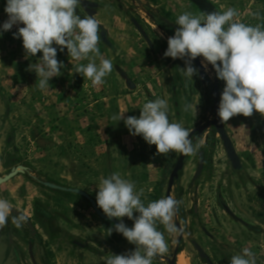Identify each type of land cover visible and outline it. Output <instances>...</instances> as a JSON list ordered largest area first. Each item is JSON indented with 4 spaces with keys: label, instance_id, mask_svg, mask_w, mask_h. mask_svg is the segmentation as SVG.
<instances>
[{
    "label": "rangeland",
    "instance_id": "374dc122",
    "mask_svg": "<svg viewBox=\"0 0 264 264\" xmlns=\"http://www.w3.org/2000/svg\"><path fill=\"white\" fill-rule=\"evenodd\" d=\"M85 1L96 4L90 10L101 27L98 47L113 63V71L102 86L92 88L91 81L74 73L75 64L87 61L71 60L67 49L61 52L56 45L53 46L57 47L58 61L65 67L60 76L50 79L48 89L42 91L36 86V73L14 82L10 74L13 61L9 58L19 49V40L13 33L21 26L14 25L0 35V177L19 165L28 168L26 173L0 186V198L23 208L28 214H31L34 201L42 202L49 211L62 214L63 237L51 242L53 264H105L111 254H127L135 245L114 228L109 235L108 229L112 226L96 214L89 201L44 183L81 189L96 200V184L100 178L120 172L123 178L136 184L137 190L144 189L141 199L145 205L166 197L177 156L165 162L163 155L156 154L155 145L147 144L142 136L128 134L123 138L122 134L129 130L123 120L117 122L112 116L125 112V118L139 117L142 105L159 97L168 102L170 121L182 122L191 130L214 118L209 112L212 105L210 87L214 81L219 82L220 97L225 86L211 65L206 70L210 80L207 86L201 83L200 75L193 76V82L186 81L180 72L185 67L184 60L163 55L171 35H164L134 0ZM141 1L174 23L185 11L199 15L233 7L239 11L242 22L254 25L257 21L251 17V12L264 10V0ZM5 6L6 0H0V31L8 19ZM77 14L82 18L90 16L81 3ZM130 18H135L143 27L151 40L152 50ZM169 33L174 34L173 31ZM112 43H118L117 49L109 47ZM141 56L165 74L169 92L143 91L135 97H126L134 92L124 85L116 69L118 66L142 86L154 80V69H147L146 63L141 62L143 69H134L138 61H142ZM40 57L42 52L36 54L38 60ZM30 79L33 81L28 87ZM83 83L85 90H81ZM93 98L99 102L91 105L88 102ZM185 102L196 106L197 115L182 111ZM222 124L240 158L241 170H234L220 136H212L207 141L210 132L207 133L200 141L201 148L206 150L203 173L192 184L199 157L198 153L190 156L172 192V197L182 201L179 207L184 238L180 254L187 264H205L192 245L191 239H195L214 264H230L231 257L241 253L244 247H250L256 254L257 264H264V117L254 112L251 117L237 115ZM76 129H84L88 132L87 138H95L77 141ZM122 220L129 228L133 226V220L127 217ZM158 229L164 231L162 225H158ZM178 237L179 231L171 235L165 232L168 251L163 255L171 256ZM153 264L167 263L154 259Z\"/></svg>",
    "mask_w": 264,
    "mask_h": 264
},
{
    "label": "clouds",
    "instance_id": "9594fccd",
    "mask_svg": "<svg viewBox=\"0 0 264 264\" xmlns=\"http://www.w3.org/2000/svg\"><path fill=\"white\" fill-rule=\"evenodd\" d=\"M80 3L81 0H6L4 11L8 19L0 35L14 25H23L13 37L22 38L26 57L42 52L38 62L27 69L36 73V86L42 91L50 87V79L60 76L65 67L58 61L57 47L53 45L61 52L67 49L73 61H87L75 64L74 73L91 81L93 87L102 86L113 71L112 61L98 47L100 23L93 16L78 15ZM239 17V11L233 7L199 15L185 11L178 15L175 23L179 27L167 39L168 47L163 54L184 60L185 67L180 72L188 82L199 75L192 63L197 57L203 58L205 70L212 66L216 77L225 83L217 113L221 123L237 115L251 117L254 112L264 117V10L251 12L257 21L254 25L242 22ZM182 111L197 115V108L191 103L185 102ZM124 113L115 114L112 119L123 120L131 135L142 136L147 144L155 145L157 155L177 152L192 156L202 147L200 142L193 143L190 130L182 122L170 121L166 99L157 97L145 102L139 117L125 118ZM96 186L97 206L109 219H120L114 230L135 245L127 254H111L105 264H153L154 259L168 251L165 232L171 235L180 231L174 218L182 201L167 196L145 205L141 199L144 189L137 190L136 184L123 178L120 172L101 177ZM17 213L13 215L8 200L0 199V229L7 225L10 215L15 227L21 228L27 218ZM123 217L134 221L131 228L125 225ZM112 231L113 228L108 229L109 235ZM230 264H257V257L250 247H244L231 257Z\"/></svg>",
    "mask_w": 264,
    "mask_h": 264
},
{
    "label": "flooded vegetation",
    "instance_id": "af4514ba",
    "mask_svg": "<svg viewBox=\"0 0 264 264\" xmlns=\"http://www.w3.org/2000/svg\"><path fill=\"white\" fill-rule=\"evenodd\" d=\"M81 4L86 9V11H88L90 16L94 15V13L90 10V8L96 7L95 3L82 0ZM102 35L104 38L106 37L104 34H102ZM199 75H200V73H199ZM200 80H201V77H200ZM201 83H202V81H201ZM211 107L212 106L210 105L209 112L213 113V115H214V112L210 110ZM213 119L207 120L206 123H208L209 121H211ZM206 123H204V124L199 123L196 127L205 125ZM196 127H194V128H196ZM207 133H209V136H206L207 141H209L212 136L218 135L217 132L215 131V128L213 126H210L207 129V131H205V133L203 134L202 137H199L197 134H195L192 137L193 143L195 144V142H200L203 138H205V135ZM210 134H212V135L210 136ZM230 140H231V138H230ZM232 144H233V142H232ZM201 151H203L202 156L200 155ZM173 155L177 156V160H178L180 153L176 152V153L163 155V159L165 160V162H167V159L169 157H172ZM205 156H206V150H205V148H201L198 152V157H199V162H200L201 158H204V166H205ZM189 157L190 156H187L186 161L188 160ZM177 160H176V162H177ZM230 160H231V158H230ZM186 161H185V164H186ZM176 162L174 163V165L176 164ZM199 162H198V165H199ZM239 162H240V165L238 168H235L234 164L232 162L234 170L236 172L237 171L239 172L241 170L240 158H239ZM174 165H173V167H174ZM19 166H23V165H19ZM204 166H203V170H204ZM17 167H15V168H17ZM184 167H185V165H184ZM197 169H198V167H197ZM203 170H202V173H203ZM200 176H199V178H200ZM192 184H194L193 180H192ZM65 192H66L65 194L71 193V192H67V191H65ZM172 192H173V190H172ZM79 196H81V195H79ZM171 196H172V193H171ZM81 197L83 199L89 201L85 197H83V196H81ZM0 199H3V198H0ZM12 206H13V210L16 212V213L13 212V215L18 214L17 212L22 213L27 218V222L24 223L23 226L18 229L12 223V216L10 215L7 225L4 228L0 229V264H53V259L51 257V253H50L51 242L56 241L58 239H61L63 237V230H62V227L60 225V222L63 221L62 214L57 212V211H49L47 209V207L40 201H34L32 203L31 214H28L27 211H25L23 208H19V207H16L14 205H12ZM222 206L224 207L225 211L228 212L227 207L224 204H222ZM92 208H93V206H92ZM195 209H196V207H195ZM194 211H196V210H194ZM105 222H107L109 225L112 226V228H114L115 224H113L112 222H108V221H105ZM42 231H43V234H42ZM193 241H196V240L191 239V242H193ZM180 249H181V246H180ZM181 251H182V249H181ZM181 251H180V253H181ZM207 255L209 256V258L213 262L210 255L208 253H207ZM203 262L205 264H208L206 261H203ZM213 264H214V262H213Z\"/></svg>",
    "mask_w": 264,
    "mask_h": 264
},
{
    "label": "water",
    "instance_id": "95a60500",
    "mask_svg": "<svg viewBox=\"0 0 264 264\" xmlns=\"http://www.w3.org/2000/svg\"><path fill=\"white\" fill-rule=\"evenodd\" d=\"M137 3V6L139 8H143V10L146 12L148 18L150 19V21L160 29V31L164 34V35H171L173 36L174 34H170V31H173L175 33L176 29L179 27V25H177L176 23L172 22L171 20H169L168 18L162 16L158 10L154 9L151 5L146 4L144 5V3L141 0H134ZM131 22L133 23V25L135 26V28L140 32V34L143 36V38L146 40V42L148 43V45L150 47H152V43L150 38L148 37L147 33L145 32V30L143 29V27L140 25V23L135 19V18H130ZM201 57H197L193 62L195 63L196 67L199 70L200 73V77L202 83L207 86L210 83V80L207 76L206 70L204 69V67L201 64ZM123 76V75H122ZM129 87H133V85L131 84V82L126 79ZM210 90L212 91V107L210 108L211 111L214 112V119L209 121L208 123H206L205 125L202 126H198L194 129H192L190 131V138L192 139V137L197 134L199 137H202L203 134L205 133V131H207V129L210 126H213L215 128V131L217 132L218 135H220L221 139L224 142L225 148L228 152L229 157L231 158L234 167L238 168L240 165L239 162V158L235 152V149L233 147L232 141L230 140L227 131L224 127V125L220 122L219 117H218V106H219V101H220V86H219V82L216 80L214 81V83L211 85ZM200 155H203V151L200 152ZM187 159L186 155H183L180 153L178 160L176 162V164L174 165L172 172L170 174L169 177V181H168V186H167V192H166V197L167 196H171L172 190L176 184V182H178L180 180V176L181 173L184 169V165H185V161ZM203 166H204V158H201L199 165H198V169L196 171V174L193 178V183H195L198 179L199 176L202 173L203 170ZM28 171V168L25 166H18L17 168H14L8 175H5L4 177H0V185L8 182L9 180H11L12 178H14L15 176H17L20 173H26ZM44 185L52 188V189H57V190H61V191H67V192H71V193H75L78 195H81L83 197H85L86 199H88L95 212L97 213V215H99V217H101L103 220L108 221V222H112L113 224H117L120 223L116 218H111L109 219L104 213L103 211L97 206L96 200L93 199L87 192H85L84 190L81 189H74V188H67L64 186H60L54 183H49V182H45ZM13 212H15L13 210ZM16 213V212H15ZM180 218H181V210L180 207L178 209L177 215L175 216V223L177 225V227L180 229L179 231V237H178V242L177 245L173 251V253L171 254V256H158L156 259L159 261H165L167 264H177V259L178 256L180 254V246H181V242L183 241L184 238V231H183V227L180 223ZM184 219V218H183ZM193 246L195 247V249L198 251L201 259L203 261H206L208 264H213V262L211 261V259L209 258V256L207 255V253L204 251V249L196 242L193 241L192 242Z\"/></svg>",
    "mask_w": 264,
    "mask_h": 264
},
{
    "label": "crops",
    "instance_id": "0c3cea01",
    "mask_svg": "<svg viewBox=\"0 0 264 264\" xmlns=\"http://www.w3.org/2000/svg\"><path fill=\"white\" fill-rule=\"evenodd\" d=\"M18 26L22 27L23 25L21 24ZM18 40H19V49H17L16 51H13L11 58H9L10 60L13 61L10 64V69H12V72H10V74L12 75V77H14V82H20L21 78L25 77V75L32 76V73H35V72L34 71H28L27 69H28L30 64L36 63V61L38 60V58H36V56L26 57L25 50H24L23 44H22V38H18ZM114 44L112 43L111 45L110 44H108V45H109V47L113 46L114 49H117L118 43H117V45L116 44L114 45ZM150 48L152 50V47H150ZM141 57H142V61H138L139 64H137L136 67L134 66L135 67L134 69L141 70L144 68L142 63H146L147 69H148V67H151L152 69H154L153 70L154 73L157 74V76H154V73H153V78L156 82H154V80H150L149 83H147V85L142 86V84H139V83L131 80V78H130L131 76H130L128 71L122 69L120 66H118L117 68L114 66L116 69H118V74L120 75L121 79H123V81L125 82L124 85L126 87H128V89H130V91L134 92L133 94H129L126 97H129V96L135 97V96H137L138 92H143V91H145L146 93H149V92L155 93V92H160V91L169 92L168 78L164 76L165 74H161L159 68H156L157 66H155V64L153 62L149 63V61H146L144 56H141ZM57 59H58V57H57ZM138 60H140V57ZM135 72H139V74H141V71H135ZM126 79H128L131 82L133 87H129ZM29 81H31V82L29 83L28 87L31 86L30 84L32 83L33 80L30 79ZM82 85L83 86L81 87V90H85V84L83 83ZM91 87L94 88L93 86H91ZM63 90H64V87H63ZM94 102L97 103L99 101H96L93 98L92 101H89L88 103L92 105ZM81 103L83 105L84 101H81ZM87 133L88 132L85 131L84 129H81V130L76 129L75 133H74L75 139H78L77 141H82V140H86V139L88 140L90 138H87ZM128 134H130V133L124 132L122 134L123 135L122 137L125 138L126 135H128ZM93 138H95V137L93 136ZM93 138H91V139H93Z\"/></svg>",
    "mask_w": 264,
    "mask_h": 264
},
{
    "label": "bare ground",
    "instance_id": "6f19581e",
    "mask_svg": "<svg viewBox=\"0 0 264 264\" xmlns=\"http://www.w3.org/2000/svg\"><path fill=\"white\" fill-rule=\"evenodd\" d=\"M177 264H187L185 258L181 254L177 259Z\"/></svg>",
    "mask_w": 264,
    "mask_h": 264
},
{
    "label": "trees",
    "instance_id": "16d2710c",
    "mask_svg": "<svg viewBox=\"0 0 264 264\" xmlns=\"http://www.w3.org/2000/svg\"><path fill=\"white\" fill-rule=\"evenodd\" d=\"M171 153H176V152H170V153H168V154H171ZM180 251H181V249H180Z\"/></svg>",
    "mask_w": 264,
    "mask_h": 264
}]
</instances>
